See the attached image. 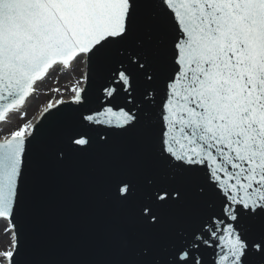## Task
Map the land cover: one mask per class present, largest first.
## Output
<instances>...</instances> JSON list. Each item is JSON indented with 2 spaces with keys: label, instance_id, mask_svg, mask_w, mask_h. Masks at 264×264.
I'll use <instances>...</instances> for the list:
<instances>
[{
  "label": "snow or ice",
  "instance_id": "obj_1",
  "mask_svg": "<svg viewBox=\"0 0 264 264\" xmlns=\"http://www.w3.org/2000/svg\"><path fill=\"white\" fill-rule=\"evenodd\" d=\"M74 63L51 130L0 138V264H264V0H0V131ZM77 166L109 216L89 252L23 227Z\"/></svg>",
  "mask_w": 264,
  "mask_h": 264
},
{
  "label": "water",
  "instance_id": "obj_2",
  "mask_svg": "<svg viewBox=\"0 0 264 264\" xmlns=\"http://www.w3.org/2000/svg\"><path fill=\"white\" fill-rule=\"evenodd\" d=\"M86 72L91 74L89 66ZM104 72L108 74L107 69ZM34 124L51 130L50 115L42 111ZM62 127L56 125L57 129ZM86 174L87 168L82 166L71 171L52 167L38 182L35 200L23 220L25 234L43 236L62 250L89 252L98 246L109 216L99 189L85 181Z\"/></svg>",
  "mask_w": 264,
  "mask_h": 264
},
{
  "label": "rangeland",
  "instance_id": "obj_3",
  "mask_svg": "<svg viewBox=\"0 0 264 264\" xmlns=\"http://www.w3.org/2000/svg\"><path fill=\"white\" fill-rule=\"evenodd\" d=\"M86 67L83 64L74 63L71 70L50 72L49 76L43 82L38 83V93L29 99L27 106L22 110L27 113V116L21 119L19 114L12 115L10 122L3 125V131H0V138L17 130L23 123L36 120L50 100L53 102L59 99L68 100L71 93L67 89H70L75 84V81L86 72ZM54 88H59L61 91H50ZM2 222L0 221V223ZM2 229L3 227H0V250H4L10 243V237H6L3 231L4 229Z\"/></svg>",
  "mask_w": 264,
  "mask_h": 264
},
{
  "label": "bare ground",
  "instance_id": "obj_4",
  "mask_svg": "<svg viewBox=\"0 0 264 264\" xmlns=\"http://www.w3.org/2000/svg\"><path fill=\"white\" fill-rule=\"evenodd\" d=\"M52 73V72H51ZM33 97V96H32ZM32 97H30V98H32ZM31 101V100H30ZM57 101V100H56ZM27 106V104L25 105V107ZM24 109V108H23ZM22 109V110H23ZM13 115H15V114H13ZM33 124H34V121L32 122ZM3 127V126H2ZM0 227L2 228L3 227V229L6 227V224H5V222H2V223H0ZM2 229V230H3ZM4 231V230H3ZM7 237V236H6Z\"/></svg>",
  "mask_w": 264,
  "mask_h": 264
}]
</instances>
